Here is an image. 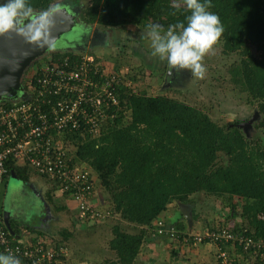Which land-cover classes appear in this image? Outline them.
<instances>
[{
  "label": "trees",
  "instance_id": "16d2710c",
  "mask_svg": "<svg viewBox=\"0 0 264 264\" xmlns=\"http://www.w3.org/2000/svg\"><path fill=\"white\" fill-rule=\"evenodd\" d=\"M57 1L60 0H24L28 11L19 18L46 13ZM63 5L77 9L79 21L86 28L105 32L110 38L113 33L120 57L127 44L125 40L117 41L123 29L133 26L150 31L152 25H159L161 33H166L171 25L190 14L185 0H64ZM208 10L219 17L223 26L216 42L217 47L222 46L220 55L238 56V61L226 68L224 80L231 85L237 100L257 108L253 135L239 128L238 122L221 125L208 110H199L165 94L149 96L119 87V117L114 122L109 120L100 136L86 139L75 134L72 139V155L95 173L97 189L99 186L108 195L107 209L112 213L108 221L93 225L108 229L112 236L109 256L99 264H137L148 236L170 238L166 234L172 227H166L160 218L169 205H194V197L199 194L215 198V206L220 202L222 211L228 209L224 216L228 221L233 219L235 225L226 227L230 233H242L246 241H251L250 247L245 249V243L238 242L221 244L211 238L185 243L188 226L182 214L183 220L173 226L176 233L172 240L188 247L215 246L217 264L225 262L222 252L228 264H264V0H210ZM89 53L93 71L98 69L97 63L105 67L102 57L92 55L94 51ZM79 54L86 53L65 51L51 56L55 60L69 57L73 64H79ZM42 62L41 59L32 66ZM113 70L128 79L119 66ZM110 77L111 74L104 75V79ZM166 78L165 75L163 80ZM97 80L100 82V76ZM116 113V108L109 112ZM8 169L5 178L13 173L22 180L28 179L27 167L10 161ZM234 198L244 203L240 213L238 205L231 203ZM213 208L206 204L201 212H213ZM200 213L193 214L194 222L200 220ZM158 222L168 232L158 234ZM10 227L14 237H18V227L13 222ZM79 228L81 232L92 227L87 224ZM74 231L75 228L66 230L70 233H65V238L72 237Z\"/></svg>",
  "mask_w": 264,
  "mask_h": 264
},
{
  "label": "built area",
  "instance_id": "2783aa9c",
  "mask_svg": "<svg viewBox=\"0 0 264 264\" xmlns=\"http://www.w3.org/2000/svg\"><path fill=\"white\" fill-rule=\"evenodd\" d=\"M79 57V64H73L69 57L46 58L29 73L26 98L0 102V182L9 173L10 161L25 166L50 179L57 191L76 203L81 222L94 225L108 221L112 213L101 208L96 175L71 155L70 144L75 134L86 139L100 136L107 122L120 115L118 88L130 86L124 75L115 74L114 66L97 63L98 69L93 71L92 57ZM106 74H111L110 79H104ZM112 108L117 109L116 114H109ZM156 229L160 235L168 232L162 222ZM230 232L227 227H217L196 235L187 233L185 243L211 238L221 244L238 242L245 243V249L250 247L251 241L242 233ZM175 233L171 229L166 235L173 239ZM19 241L11 236L0 214V248L4 254L18 257L21 264H60L69 254L66 244L28 245ZM220 256L228 264L223 252Z\"/></svg>",
  "mask_w": 264,
  "mask_h": 264
},
{
  "label": "crops",
  "instance_id": "0c3cea01",
  "mask_svg": "<svg viewBox=\"0 0 264 264\" xmlns=\"http://www.w3.org/2000/svg\"><path fill=\"white\" fill-rule=\"evenodd\" d=\"M147 32L130 26L119 33V35H123V37L120 36L121 39H118L119 35L116 34L117 41H127L124 52L133 50L131 57L141 54L143 61L147 58H149L147 60L159 61L163 71L166 61L153 57L150 45L147 46L144 43L147 41ZM110 36L113 38V33H110ZM112 38L109 37L108 43L104 45L105 48L109 46L110 40L113 41ZM110 51L113 53L114 50ZM125 54L129 55V51ZM27 172V180H22L12 173L0 182V214L4 222L8 220L18 227L19 235L15 239L28 245L46 242L56 245L70 243L69 255L60 264H94V262H99L98 259L91 257L100 256L104 254L103 252L108 253V247L104 246L100 250L90 244L83 245L84 241L78 227L87 224L81 222L76 203L57 191L50 179L38 176L29 168H27ZM100 206H102L101 202ZM160 218L163 219L166 227H173L183 220L179 207L176 210L170 207ZM223 225L234 226L235 222L231 219L228 222L223 221L220 226ZM214 226L204 222L200 226L197 225L196 229L201 228L200 231H203ZM72 228H75L73 236L66 239L65 233L70 232L65 231H72ZM186 233L189 232L186 231ZM216 250L217 248L211 244L188 247L184 244L180 245L179 242L169 237L152 235L148 236L137 264H217ZM0 253H3L1 248Z\"/></svg>",
  "mask_w": 264,
  "mask_h": 264
},
{
  "label": "rangeland",
  "instance_id": "374dc122",
  "mask_svg": "<svg viewBox=\"0 0 264 264\" xmlns=\"http://www.w3.org/2000/svg\"><path fill=\"white\" fill-rule=\"evenodd\" d=\"M98 31L99 30L97 29L94 31H86L84 29H80L78 31H74L73 34L94 35L93 42L96 43L97 46L95 47H97V49L94 51V53H92V55L102 57V59L107 61L109 65L114 66L115 68L116 66H119L124 71V74L128 77V79L125 80L128 81L130 86L129 90L131 92L145 93L149 96L165 94L170 98H174L176 100L183 101L191 106L197 107V109L199 110H208L211 118L214 121L219 122L221 125L238 122L241 125L243 124L245 127H247V123L255 116L257 108L246 105L245 102L237 100L234 97L231 85L228 81L224 80L226 68L229 66V64L238 61V56L237 54L232 56L220 55L222 47L221 45L217 47V44H215L212 50L204 56L202 63L204 65L205 72L203 76H193L187 70H173V74L170 73V75L165 80H163V77H165V73H163V71L165 72L166 68H164V70L162 71L159 61L153 59L147 60L149 58L143 61L141 54L140 56H137L135 54L136 56L131 57L130 55L133 53V50L127 49L124 54L129 51V55L120 57V46L117 47L115 44H113V41H111L112 45L110 44L112 46V49L114 50L113 53L107 49L110 45L106 48L107 50H105L104 45L108 43L109 35L105 32ZM164 33L165 32H162L161 34L163 35ZM120 36L123 37V35H119L118 39H121ZM76 38V36L69 35L66 38V42L63 43L64 47H60L65 48L64 51L77 50L78 47L82 45V43H80V45L73 44L72 46L67 47L70 43L76 41ZM146 39L147 41L144 42L145 45H150L151 47L150 37L148 38L147 36ZM115 47L117 48L115 49ZM252 50L254 54L257 55L256 50L253 48ZM88 54L90 53H86L85 55L88 56ZM179 71H182L184 73H180ZM160 76L162 77L159 78ZM254 123H252L250 127L253 132L255 128ZM243 127L239 128L244 129L245 127ZM247 129L248 132L245 130L244 131L249 134V128ZM253 132L250 131V134L253 135ZM70 145V151L72 155V151L75 145L72 143ZM98 192L100 193L102 199L108 202V195L101 188H99V186ZM194 199L196 200V203L194 205L188 204L189 211H191L190 213L192 216V226L189 225V221L186 220L188 226L186 231L189 232V234L194 235V233L201 232V228L196 229V226H200L201 223L204 222H207L210 226L215 225L216 227L220 226L223 221L228 222V220H226L224 216L228 209L222 211L223 207L220 206V202H218L217 206H215V198H209L206 195L199 194L196 195ZM231 203H236L238 205L237 212L240 213L239 211L242 210L241 207L242 205H244V203L239 202L237 198H234ZM206 204L213 206L216 210H214L213 212L202 213L201 211L203 210L201 209ZM101 205V208L107 207V204ZM170 207L171 209L176 210V208L178 209L179 204L172 203L169 205L168 209H170ZM225 207H228L227 204ZM195 213H200L202 220L200 218L199 221L197 220L196 222H194L193 214ZM109 223L114 224V220H110ZM90 226L92 227L91 230L90 228L85 230L82 229L80 232L82 235L81 238L84 241L83 245L90 244L95 248H99L100 250L103 249L104 246L108 247V242L112 238L111 232L106 228L98 226L95 227L93 226V224ZM228 227H231V225H228ZM172 229L174 230L173 227ZM103 253L104 254H101L100 256L91 257L92 259L96 258L99 260V262H94V264H99L103 259L109 256V253Z\"/></svg>",
  "mask_w": 264,
  "mask_h": 264
},
{
  "label": "water",
  "instance_id": "95a60500",
  "mask_svg": "<svg viewBox=\"0 0 264 264\" xmlns=\"http://www.w3.org/2000/svg\"><path fill=\"white\" fill-rule=\"evenodd\" d=\"M63 3L64 0L57 1L46 13H33L27 22H21L17 18L18 23L12 30L0 34V101L18 100L25 97L23 86L25 73L36 61L47 54L64 52L65 48L60 46L64 47L63 43L66 42L69 35L77 38L67 47L73 44H84L86 41L85 34H73L74 31L80 29L86 30V25H82L79 21L78 10L71 9ZM86 31H90V28H87ZM256 116L258 117L257 112L246 126H251L257 118ZM243 126V124L240 125V127ZM100 198L101 204L108 203L101 196ZM179 209L182 216L192 226L189 206L179 204ZM5 224L10 234L15 236L10 222L6 220Z\"/></svg>",
  "mask_w": 264,
  "mask_h": 264
},
{
  "label": "clouds",
  "instance_id": "9594fccd",
  "mask_svg": "<svg viewBox=\"0 0 264 264\" xmlns=\"http://www.w3.org/2000/svg\"><path fill=\"white\" fill-rule=\"evenodd\" d=\"M185 3L190 14L185 17L184 21L171 25L163 35L159 25H152L151 30L147 32V36L151 39V55L161 61H166L164 73L167 77L169 73L173 74V70H187L193 76H203L205 72L203 58L212 50L223 32L219 17L208 10L210 0H185ZM27 11L24 0H6V2L0 3V34L12 30L18 23L17 17L26 15ZM51 54L41 58L42 61L44 62ZM105 62L109 65L107 61ZM33 67L31 66L28 71H32ZM179 72L181 73V71ZM26 82L27 80L23 79L25 97L18 100H1L0 102L11 103L26 98ZM0 264H21V261L15 255L0 253Z\"/></svg>",
  "mask_w": 264,
  "mask_h": 264
},
{
  "label": "flooded vegetation",
  "instance_id": "af4514ba",
  "mask_svg": "<svg viewBox=\"0 0 264 264\" xmlns=\"http://www.w3.org/2000/svg\"><path fill=\"white\" fill-rule=\"evenodd\" d=\"M17 18H19V17H17ZM29 18H30V15H28L27 17H22V18H19L20 19V21L21 22H27L28 20H29ZM90 31H94V29H91ZM86 41L84 42V44H82V45H80L79 47H78V49L77 50H72V51H77V52H82V53H84V52H86V53H89V52H93V51H95L96 50V48L97 47H95V46H97L96 45V43L95 42H93V40H94V35H86ZM95 38H98V37H95ZM112 45V43H111V40H110V43H109V45ZM109 46V48H107L108 50H112V46ZM106 48H105V50H107ZM181 73H184V72H182L181 71ZM254 116V115H253ZM257 117V116H256ZM257 119V118H256ZM256 119L254 120V122L256 121ZM253 122V123H254ZM250 127L251 126H247V127H245L244 128V130L245 131H247L248 129L247 128H249V132L250 131H252L251 129H250ZM248 132V131H247Z\"/></svg>",
  "mask_w": 264,
  "mask_h": 264
}]
</instances>
